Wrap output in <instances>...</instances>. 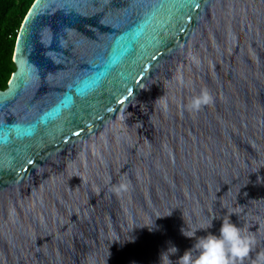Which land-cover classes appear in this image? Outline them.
<instances>
[{
  "label": "water",
  "instance_id": "water-1",
  "mask_svg": "<svg viewBox=\"0 0 264 264\" xmlns=\"http://www.w3.org/2000/svg\"><path fill=\"white\" fill-rule=\"evenodd\" d=\"M18 38L0 264H177L223 220L264 264V0H36Z\"/></svg>",
  "mask_w": 264,
  "mask_h": 264
},
{
  "label": "clouds",
  "instance_id": "clouds-1",
  "mask_svg": "<svg viewBox=\"0 0 264 264\" xmlns=\"http://www.w3.org/2000/svg\"><path fill=\"white\" fill-rule=\"evenodd\" d=\"M182 82V81H181ZM214 103V97L208 89H201L199 94L190 98L187 105L188 110L199 112L203 107ZM167 105L165 102V109ZM127 184L124 182L113 186L112 191L117 194L127 190ZM187 237H192L184 232ZM254 239L245 235L236 224L230 220H223L219 229V235L208 234L197 238L194 247L179 258L177 264H243L245 258L249 256L253 246ZM173 253L176 249L173 247ZM195 250V255L193 254ZM161 257V264L162 258ZM168 259V264L172 261Z\"/></svg>",
  "mask_w": 264,
  "mask_h": 264
},
{
  "label": "trees",
  "instance_id": "trees-1",
  "mask_svg": "<svg viewBox=\"0 0 264 264\" xmlns=\"http://www.w3.org/2000/svg\"><path fill=\"white\" fill-rule=\"evenodd\" d=\"M36 0H0V90L16 71L14 54L22 25Z\"/></svg>",
  "mask_w": 264,
  "mask_h": 264
},
{
  "label": "snow or ice",
  "instance_id": "snow-or-ice-1",
  "mask_svg": "<svg viewBox=\"0 0 264 264\" xmlns=\"http://www.w3.org/2000/svg\"><path fill=\"white\" fill-rule=\"evenodd\" d=\"M198 7V5H196ZM19 39V38H18ZM64 106H70V97H66L65 101L63 102ZM76 135H78L79 133H74ZM29 163H31V161H29Z\"/></svg>",
  "mask_w": 264,
  "mask_h": 264
}]
</instances>
